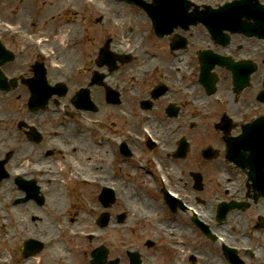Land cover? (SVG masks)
Masks as SVG:
<instances>
[{
	"label": "flooded vegetation",
	"instance_id": "flooded-vegetation-1",
	"mask_svg": "<svg viewBox=\"0 0 264 264\" xmlns=\"http://www.w3.org/2000/svg\"><path fill=\"white\" fill-rule=\"evenodd\" d=\"M153 33L150 17L121 0H0V42L15 54L2 64L0 51V69L8 80H17L11 89L0 90V243L1 235L8 236L7 246L16 247L12 257L0 244V264L87 263L88 253L82 259L72 255L69 225L83 207L73 205V194L93 190L104 207L101 197L110 186L116 191L109 208L120 207L121 199L126 208H150L154 217L149 221L163 230L131 228L125 236L180 240L173 243L175 250L162 245L145 253V264H180L182 255L197 264L200 253L192 249L193 242L206 236L190 207L212 212L222 234L237 235L231 232L243 226L237 236L248 242L264 238L259 218L264 216V197L254 200L255 188L263 194L264 187V120L255 138L253 131L246 132L243 147L248 159L255 155L259 161L257 184L250 179V167L239 169L229 161L226 144L264 116V38L240 34L225 47L215 41L202 46L223 49L221 54L231 59L213 63L206 81L201 49L183 57L170 48L169 37L157 39ZM107 45L111 52L133 53L131 61L113 72L99 66ZM148 47L156 57L147 58ZM251 65L255 69L249 83L239 89L235 77L245 76ZM96 74L115 89L113 103L103 86L92 85L98 110L76 109L72 96ZM58 82L67 86L61 99L65 104L52 97L44 109L32 110L33 88L46 96ZM227 114L235 120L228 135L219 130L229 125ZM207 176L218 194L206 189ZM167 190L182 202L168 200ZM233 200L248 207L229 212L217 224L218 203ZM158 212L167 222L159 220ZM142 214L136 212L131 220ZM238 217L243 222L237 223ZM128 220L126 214L123 224ZM28 225L35 229L27 230Z\"/></svg>",
	"mask_w": 264,
	"mask_h": 264
},
{
	"label": "rangeland",
	"instance_id": "rangeland-1",
	"mask_svg": "<svg viewBox=\"0 0 264 264\" xmlns=\"http://www.w3.org/2000/svg\"><path fill=\"white\" fill-rule=\"evenodd\" d=\"M206 182H207V188L208 190H211L215 193H219L220 190H216L214 189V187H211V184H210V181H209V176H207L206 178ZM141 184H144V182H140L139 185ZM216 190V191H214ZM150 195V198H152L153 196H158V195H155V194H151V193H148ZM141 196V195H140ZM200 197L201 199L203 198L204 199V194L201 193L200 194ZM139 199V198H138ZM202 199V201H203ZM98 203V200H97V193L93 190H78L77 192H75L73 194V205H76L77 207L82 205L83 204V207H82V211H80V216L83 217V219L80 221V222H77V225H75V227L77 228H80V229H83V230H96V231H102V229L98 226L97 222L99 220V214L104 212L105 210L102 209V207L99 205ZM72 205V207H73ZM74 208V207H73ZM87 208H89L87 210ZM90 208H92L93 210L89 211ZM95 208H97L98 210H95ZM74 210L76 211V209L74 208ZM163 210V207L160 208V211ZM107 212H109L112 217L110 219H112V221L108 224V226L106 228L103 229L104 232L107 233V237H106V240H108V242H110L111 244L107 245L106 247L110 250V258H115V257H119L121 258L122 260V264H128L127 261L128 259L126 258V255L124 254L123 250H122V246L124 244H129L132 246V248H139L141 249V251H146L147 253H152L154 251L153 250H147V247H146V244H145V238L146 236L145 235H142V239H137V238H131L129 239L130 237H126V236H123L121 234H116L112 228H111V225L116 223V213H121L123 212V208L122 207H113L111 209H107L106 210ZM142 211H149L150 212V208H147V207H143V206H137L136 207V212L140 213ZM136 214V213H135ZM158 218L161 222H167V217L162 220L160 218V212H158ZM163 218V217H162ZM184 220H187V217L184 218ZM234 220L236 221V216L234 217ZM243 218H240L238 217V222H243ZM70 226V225H69ZM155 226L153 224H150V225H145V226H142V227H138L140 228V232H145V231H150L154 228ZM186 228H188L189 226L188 225H185ZM26 229L29 230V231H33V229H35V226L33 225H28L26 226ZM243 226L239 227V226H236V231H232L231 233L232 234H237V235H241L243 233ZM150 233V232H149ZM45 234V231L43 232L42 236ZM145 236V237H144ZM237 236H232L231 238H235ZM1 238H4L1 240V245L7 247L9 249V254L10 256L12 257H15L16 256V253L13 252L12 250H15L16 247L15 246H7V242H8V236H2L1 235ZM230 238V240H232ZM193 239H195L193 237ZM72 241V249H74V253H82L84 251L85 252H88L89 251V254H90V251L92 249H95L96 247H99L101 245L102 242H82V241H74L73 239L71 240ZM187 242H191V238L190 237H186V240ZM207 240H205L204 238L200 237V241H199V244L196 243V242H193V247L192 249L194 248H197L198 246H200V251H198L197 253H201V254H211L212 256V253H213V250L216 248L215 245L213 244H210V246L207 244L206 242ZM234 241V240H232ZM264 242V238H258V240H255V243L259 244ZM0 245L1 248H3L2 246ZM206 248V251H202V249H205ZM191 249V250H192ZM77 256L74 255V258ZM213 258L216 260L218 259L219 261H222V264H227L225 261H223L219 256L218 254H214ZM82 259V257H81ZM180 259H184V261L182 262V264H190L188 262V257L186 255H182L180 256ZM124 260H126L124 262ZM80 264H89V262L87 263H83L81 260L79 262Z\"/></svg>",
	"mask_w": 264,
	"mask_h": 264
}]
</instances>
